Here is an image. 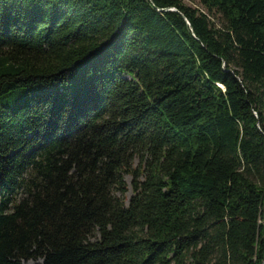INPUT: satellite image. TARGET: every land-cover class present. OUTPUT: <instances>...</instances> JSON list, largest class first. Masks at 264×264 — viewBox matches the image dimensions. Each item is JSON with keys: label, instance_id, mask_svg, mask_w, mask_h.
<instances>
[{"label": "trees", "instance_id": "obj_1", "mask_svg": "<svg viewBox=\"0 0 264 264\" xmlns=\"http://www.w3.org/2000/svg\"><path fill=\"white\" fill-rule=\"evenodd\" d=\"M196 2L0 0V264H260L264 0Z\"/></svg>", "mask_w": 264, "mask_h": 264}, {"label": "rangeland", "instance_id": "obj_2", "mask_svg": "<svg viewBox=\"0 0 264 264\" xmlns=\"http://www.w3.org/2000/svg\"><path fill=\"white\" fill-rule=\"evenodd\" d=\"M184 3H186L187 5H191V6H198L196 0H182ZM214 22H217L216 17L213 18ZM137 160L134 159L133 164L136 165ZM124 182H125V187H126V191L124 193V196L127 198L130 193H131V188H130V175H124ZM21 264H41V259L39 258H35V259H28L25 261H21Z\"/></svg>", "mask_w": 264, "mask_h": 264}, {"label": "water", "instance_id": "obj_3", "mask_svg": "<svg viewBox=\"0 0 264 264\" xmlns=\"http://www.w3.org/2000/svg\"><path fill=\"white\" fill-rule=\"evenodd\" d=\"M171 10H174V8H171ZM260 264H264V254H263V256H262V259H261V261H260Z\"/></svg>", "mask_w": 264, "mask_h": 264}]
</instances>
